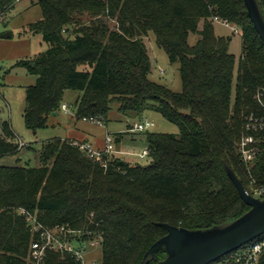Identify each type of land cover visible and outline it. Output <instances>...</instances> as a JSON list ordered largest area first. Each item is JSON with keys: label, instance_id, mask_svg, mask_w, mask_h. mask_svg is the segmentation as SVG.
<instances>
[{"label": "trees", "instance_id": "1", "mask_svg": "<svg viewBox=\"0 0 264 264\" xmlns=\"http://www.w3.org/2000/svg\"><path fill=\"white\" fill-rule=\"evenodd\" d=\"M16 1L0 0V19ZM259 1L264 14V0ZM37 3L42 17L28 28L41 33L48 48L15 64L37 76L27 87L28 128L46 127L71 89L80 92L75 102L79 119L104 123L113 106L128 117L151 109L176 124L179 133L147 130L144 165L114 152L104 165L75 141L58 137L42 143L37 166L0 163V264H30L32 233L20 207L47 226L99 238L100 264H140L150 246L168 233L159 223L204 229L250 210L225 169L228 164L251 195L252 186L264 188V131L253 133L260 148L254 161L244 162L239 149L241 138L250 133L246 117L264 115V41L245 0ZM216 18L242 29L238 64L229 51L232 38L215 32ZM151 32L179 66L180 91L150 78L144 37ZM191 34L198 36L194 44ZM15 138L10 121H3L0 159L22 150ZM164 258L160 252L159 259ZM43 264L79 262L69 253L48 250Z\"/></svg>", "mask_w": 264, "mask_h": 264}, {"label": "rangeland", "instance_id": "2", "mask_svg": "<svg viewBox=\"0 0 264 264\" xmlns=\"http://www.w3.org/2000/svg\"><path fill=\"white\" fill-rule=\"evenodd\" d=\"M41 17L42 9L37 0H19L0 19V130L3 121L9 120L16 133L15 141L20 145L23 144V148L19 153L2 157L0 159L2 165L37 166L40 163L39 150L42 143L49 139L69 138L75 135L81 136L78 139H82L88 134L93 137L95 142L103 141L104 144L107 130H126L127 132L129 126L135 127L139 123H144L146 119L154 122V125L147 129L148 131L179 133V127L176 124L168 121L160 112L151 109H147L139 115L128 117L119 113L113 106L109 119L106 122L103 121L102 124L79 119L75 116V102L80 92L71 89L65 91L62 101V103L68 105L69 112L61 109L57 115L52 113L48 117L46 127L37 131L28 128L24 117L27 87L36 83L37 76L30 74L23 67L15 66V64L21 59L34 58L47 50L48 43L43 39L42 34L31 32L28 28L30 23ZM110 23L112 27L115 26V21ZM214 26L217 35L232 38L229 51L236 57L238 64L243 48L242 29L236 30L235 27L226 25L223 21H215ZM200 28H202V23ZM6 33H10L11 36L4 37L3 35ZM197 39L196 34H191L189 43L194 44ZM144 41L152 62L150 78L168 85L172 90L180 91L182 80L178 64L170 62L166 50L158 46L154 33H149L148 36L144 37ZM147 130L132 129L127 134L128 139H132L129 142L136 141L135 145L139 152L147 148ZM93 145L95 144L93 143ZM136 158L138 163L142 165L148 163L147 158ZM261 188L259 185L252 186L250 190L254 196L260 198L264 195V192L260 193ZM234 252L232 253L234 254ZM102 253V246L100 245L90 248L86 256L87 261L96 260L100 262ZM223 258H226V256L220 259ZM218 261L214 263L216 264Z\"/></svg>", "mask_w": 264, "mask_h": 264}, {"label": "water", "instance_id": "3", "mask_svg": "<svg viewBox=\"0 0 264 264\" xmlns=\"http://www.w3.org/2000/svg\"><path fill=\"white\" fill-rule=\"evenodd\" d=\"M248 14L264 41V14L259 0H245ZM138 36L141 32L138 31ZM11 36L10 33L3 35ZM59 112H53L57 115ZM225 169L242 199L251 206L242 216L204 229H186L159 223L168 233L155 241L140 264H210L264 235V198L251 195L228 164ZM165 253L159 259V253Z\"/></svg>", "mask_w": 264, "mask_h": 264}, {"label": "built area", "instance_id": "4", "mask_svg": "<svg viewBox=\"0 0 264 264\" xmlns=\"http://www.w3.org/2000/svg\"><path fill=\"white\" fill-rule=\"evenodd\" d=\"M224 23L229 25L226 22ZM235 29L240 30L238 28ZM62 110L69 112V107L66 103L62 105ZM83 120L102 124L100 121L92 117H84ZM246 120V129L250 133L241 138L239 142V149L244 162L250 163L255 160L260 152L258 140L253 133L264 131V115L257 116L255 113H251L246 117ZM153 125L154 122L146 119L144 123L135 125L134 129L145 131ZM76 143L79 145L81 150L87 152L89 156L95 158L104 165L107 163L106 155H110L115 152V140L111 132H106L104 148L101 150L94 148L89 143ZM21 146H23V144ZM147 154L148 151L145 150L139 156L141 158H145ZM263 192L264 189L261 188L260 193ZM18 211L26 218L32 233V240L28 252V260L30 264H43L48 250H59L61 252L69 253L79 262V264H100V262L96 260L88 262L86 257L90 248H94L99 245L102 246L99 238L93 237L84 239L86 235L80 231L67 228L63 225H45L38 219L36 213L31 212L26 208L20 207L18 208ZM263 254L264 235L240 247L239 250L237 249L234 252V254L232 253V255L226 256V258L220 259L216 264H260Z\"/></svg>", "mask_w": 264, "mask_h": 264}, {"label": "crops", "instance_id": "5", "mask_svg": "<svg viewBox=\"0 0 264 264\" xmlns=\"http://www.w3.org/2000/svg\"><path fill=\"white\" fill-rule=\"evenodd\" d=\"M215 21H219V20H215ZM106 132H111L114 136V140L116 142L114 154H116L117 156H120L125 161H128L130 163L138 162L136 157H140L139 155L142 154L145 150H147V149H144L142 152L137 151V147L135 145L136 141L129 142V140L132 141V139H128L127 137L128 132H126V130H116V131L107 130ZM118 133H123V134L118 135ZM80 137L81 136L75 135L69 138H66V137L65 138L60 137V138L70 139L75 142H82V143H89V144L92 143V145L94 143L96 145V146L93 145L94 148L100 149V150L104 148L105 143L103 144V141L95 142L91 135L87 134L82 139H78Z\"/></svg>", "mask_w": 264, "mask_h": 264}]
</instances>
